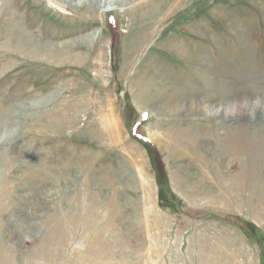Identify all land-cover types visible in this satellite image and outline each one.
Instances as JSON below:
<instances>
[{
	"label": "rangeland",
	"instance_id": "rangeland-1",
	"mask_svg": "<svg viewBox=\"0 0 264 264\" xmlns=\"http://www.w3.org/2000/svg\"><path fill=\"white\" fill-rule=\"evenodd\" d=\"M4 134L0 264H264V0H0Z\"/></svg>",
	"mask_w": 264,
	"mask_h": 264
},
{
	"label": "bare ground",
	"instance_id": "bare-ground-1",
	"mask_svg": "<svg viewBox=\"0 0 264 264\" xmlns=\"http://www.w3.org/2000/svg\"><path fill=\"white\" fill-rule=\"evenodd\" d=\"M86 0H79V2L80 3H84ZM118 1H120V0H97V2L98 3H100V5L101 6H106V5H111V4H114L115 2H118ZM32 43V44H31ZM21 45L23 46V49H25V48H27V47H29V46H33L34 48H35V43H33L32 41H31V39H28V37H26V39H23L22 40V43H21ZM48 46V45H47ZM51 46V45H50ZM43 48H44V46H43ZM42 48V50H44ZM48 48V47H47ZM39 50V49H41V48H37V46H36V50ZM52 51V50H51ZM169 98V97H168ZM172 101V100H171ZM174 104V103H173ZM247 104V103H246ZM143 104H141V105H139V106H142ZM174 106V105H173ZM239 107V104H235L234 106H232V109L233 110H237V108ZM139 108V107H138ZM230 108H231V105H230ZM139 109H141V110H143V108H139ZM227 112L229 113V111L227 110ZM231 112V111H230ZM231 114V113H230ZM12 134V133H11ZM7 136L4 134V136L3 135H1L0 136V141L1 142H3V141H6L7 140ZM88 165H89V161H87L86 159H84L83 161H82V166H87L88 167Z\"/></svg>",
	"mask_w": 264,
	"mask_h": 264
},
{
	"label": "trees",
	"instance_id": "trees-1",
	"mask_svg": "<svg viewBox=\"0 0 264 264\" xmlns=\"http://www.w3.org/2000/svg\"><path fill=\"white\" fill-rule=\"evenodd\" d=\"M124 119H125V120H129V118H127V117H124ZM146 147L148 148L149 151L152 152V154L157 155V151H156V149H155L154 147H151V146L148 145V144H146ZM157 156H158V155H157ZM155 163H156L157 166L159 165L158 167H163V165H161V160L159 159V157H158L157 160L155 159Z\"/></svg>",
	"mask_w": 264,
	"mask_h": 264
}]
</instances>
